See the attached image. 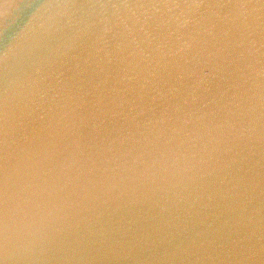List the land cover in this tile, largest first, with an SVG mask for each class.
I'll list each match as a JSON object with an SVG mask.
<instances>
[{
	"label": "water",
	"instance_id": "1",
	"mask_svg": "<svg viewBox=\"0 0 264 264\" xmlns=\"http://www.w3.org/2000/svg\"><path fill=\"white\" fill-rule=\"evenodd\" d=\"M0 264H264V0H0Z\"/></svg>",
	"mask_w": 264,
	"mask_h": 264
}]
</instances>
